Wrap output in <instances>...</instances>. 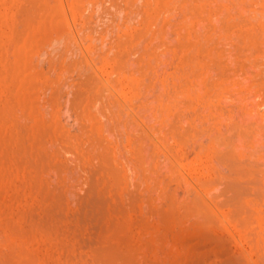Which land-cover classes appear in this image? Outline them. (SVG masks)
Segmentation results:
<instances>
[{"label":"rangeland","instance_id":"374dc122","mask_svg":"<svg viewBox=\"0 0 264 264\" xmlns=\"http://www.w3.org/2000/svg\"><path fill=\"white\" fill-rule=\"evenodd\" d=\"M181 1L182 3H179ZM209 1L0 0V264H107L106 256L110 255L108 253H111V257L118 259L117 262L120 260L124 264H264V188L261 189L258 186L260 190L256 189L257 192H253L259 184L264 187V168L260 167L263 175L261 171L258 172V175L261 174V176L256 175L260 182H257L256 177L251 178L257 182V185L253 180L252 184L249 182L251 180L248 182L243 180V185L249 188L247 192L251 190V193H245L249 195V197L245 196L246 199L250 198L249 202L244 199L247 202L246 205V202H243L245 212L244 209H241L243 206L236 208L238 205L237 201L235 205L234 200L237 199L229 185L231 182L226 185L227 181L233 177L231 175H234V166H227L231 162L229 160V163L226 164L227 160H223L222 155H218L221 157L219 159L220 157L212 154L217 151H211L213 146L210 149L207 147L211 140L214 143L213 136L223 134L219 132L225 131L224 135H226L232 129L233 134V130L237 127L235 122L242 124L243 121L242 127L244 124H248L245 123V119H249L251 112L247 118V112L244 111L246 108L242 109L241 106L243 100L245 102L249 100L245 107L250 105L254 110L258 104L256 110H264V46L262 45L264 38L258 37V35L262 37L258 31L264 30V10H261L264 7V0L263 2L261 0V5L256 4L254 0H242L241 2L240 0H238L239 2H236L237 0H227L229 2L222 0L225 5L220 2L221 0H215L216 3L214 0ZM211 2L215 4L211 5ZM217 2L222 3L225 7L218 6ZM235 2L237 4L245 3L243 4L244 9L242 10L240 5L239 9ZM184 3L186 6L183 5ZM190 5L194 6L197 11ZM252 5L255 9L261 8L259 10L262 11L263 16L260 15L262 21L257 16L260 11L256 13L254 9L256 16L253 14V10L250 11L252 13L247 11L252 8ZM262 5L263 7H261ZM217 6L221 7L220 12H225L226 18L229 20L222 18L225 16L224 13V16H219L216 19L219 14ZM198 8L201 9L198 10ZM204 8L206 9L204 14L207 11L209 15L206 19L201 16V19L200 15H203ZM222 8H226L224 9L226 11ZM228 8L236 13L231 14L232 11ZM194 12H200L199 17ZM249 13L252 15L247 19ZM189 15L191 17H188ZM147 16L150 18L147 19ZM209 16L210 18L213 16V19H209ZM243 16L245 17L243 18ZM233 17L238 21H234ZM253 17L256 19L253 20ZM257 17H259V21ZM231 19L232 22H230ZM204 20L205 22H203ZM148 21L151 23L150 27L147 24ZM253 21L256 27L253 24L252 28ZM192 22L194 23L192 24ZM259 22L262 23L259 24ZM227 24H230L231 28ZM196 30L198 31L196 32ZM206 30L208 33L203 36L205 38V35L207 37L209 35L211 38L213 35L211 38L213 41L210 39L211 43L206 40L207 38L204 41V38L201 37ZM243 31L244 35L241 34ZM221 32L222 34L219 35ZM262 33L264 36V31ZM245 35L248 36L247 39ZM235 37H238L237 41H235ZM240 37L242 41H239ZM229 38L234 40L233 43L228 41ZM214 39L218 43L221 42L219 48L217 47L218 43L214 47ZM223 40L226 42L224 43ZM169 42L173 45L174 50L171 48L172 51L170 48L167 51L165 47L164 43L168 45ZM212 43L213 46H211ZM250 43L252 44L251 48L249 47ZM253 44L254 48H252ZM231 45L233 47L243 46V48L238 49L237 47V55L234 56L236 48ZM255 45L256 47L262 46L263 50L259 51L260 47L255 48ZM248 47L250 51L242 52L238 58V52L241 53L243 49L248 50ZM181 48L184 49L181 50ZM207 48L209 50L213 48V50L208 53ZM252 49H258L259 57L254 54L255 50ZM151 51L156 55L150 54ZM246 53H250L251 57L256 55L255 57L259 60L251 58L250 55H248L250 59L247 58ZM206 60L208 62H204ZM195 61L202 63L199 64ZM142 62L144 65L147 63L149 65L144 66ZM150 63L154 65L151 66ZM220 67L225 69L220 70L222 69ZM202 68L209 74V78L206 73H203L204 70L201 71ZM191 70L192 72H190ZM195 73L198 75L196 76ZM218 79L219 81H217ZM239 79L242 82L240 84H238ZM190 82L194 84L189 87L187 85H190ZM196 82L199 83L200 90L196 86ZM257 84L258 86H256ZM260 84L261 87H259ZM184 85L187 87L184 88ZM192 86L196 90H194L195 88L191 89ZM95 87L97 89L94 91ZM227 88H230V91ZM232 89L234 92L231 91ZM90 90L91 92H89ZM177 92L184 94L181 96L184 100L179 97L181 103L177 99L180 107L177 106V101L175 104L176 109L180 108L182 109L180 113H184L183 120L180 114L182 122L178 119L179 110H176L177 118L174 116L176 112L170 110L171 105L173 110L175 102L173 100V103H170V96H176ZM241 93L243 97L240 96ZM159 95L164 100L162 103L168 102L165 104L170 105L168 110L175 112L173 115L175 119H172L174 118L173 113L166 111L167 109L165 110L164 107H162L164 111L161 110L160 106L164 103L158 104L160 103V101L157 102L160 100ZM190 97L193 101H190ZM174 99L176 100V98ZM183 101L184 107L182 106ZM186 101L187 103H185ZM249 102H253L254 105ZM157 104L158 108L154 109V105ZM251 108L249 111H252ZM158 109L164 114L167 113V118H170L167 119L165 114L163 121L162 113H158L159 111L153 113ZM256 110L252 112L255 117L257 116ZM261 111L255 122H258V119L264 120V111ZM254 112L256 114H253ZM155 113H158L157 116ZM208 116L211 120L213 119V122ZM220 118H224L223 121L221 120L222 123L218 120ZM172 120L175 121L177 127L181 125L184 128L178 127L177 133L174 129L176 126L173 127L175 123H171L174 122ZM184 120L187 123H184ZM250 120H254V118L250 116ZM225 121L234 123L233 127L229 128L232 123L230 125ZM255 122L249 121L250 127ZM213 124L216 128H212ZM240 124H237L238 129ZM189 125H191L190 130ZM218 127L220 130H217ZM252 128L254 129V127ZM174 131L177 134L174 135ZM204 131L208 132L204 133ZM231 132L228 133V137L233 136L231 137L233 139L237 134L234 136L231 135ZM219 135H216L215 139ZM224 135V139L228 138ZM257 141L254 142L256 145L253 143L252 146H259L256 149L260 150L262 154H258L259 152L257 153L250 145L252 149L248 145L244 147H246L245 149L248 147L251 153L242 146L243 149L238 147L237 152L233 154L236 156L238 153L237 158H232L236 161L235 165L241 164L244 167L247 164L250 166V163L253 165V162L260 165L261 160L258 158L261 155L262 158L264 157V143L260 142L262 145H258ZM220 142L218 141V144ZM198 144L200 145L198 146ZM235 147L237 146L235 145ZM214 149H216L215 146ZM238 150L242 154V151L245 150L244 154L240 156ZM252 153L259 155L257 156L258 160L253 161L252 158L256 156L253 154L254 157H252ZM216 158L218 159L216 160ZM145 160L147 161L145 162ZM238 160L239 162H237ZM256 161L260 162L256 163ZM263 163L261 162V165ZM156 166L157 168L161 167L157 169ZM153 167L154 169H152ZM218 168L223 171L220 169L218 171ZM220 172L226 175L229 173L228 176L231 177L227 178L230 180H226ZM151 176L153 177L151 178ZM234 181H237L238 185H242V182L239 183L240 180L234 179ZM252 185L254 186L253 191ZM225 187L227 188L225 189ZM232 195L235 196H233V200L231 199ZM192 196H196V198ZM252 197L253 200H251ZM227 199L233 201L234 205L230 201L228 204ZM198 202L202 203L199 205ZM200 206L205 210H201V208L198 210ZM235 211H240L241 214H236ZM253 234L254 236H252ZM254 242L255 244H253Z\"/></svg>","mask_w":264,"mask_h":264},{"label":"bare ground","instance_id":"6f19581e","mask_svg":"<svg viewBox=\"0 0 264 264\" xmlns=\"http://www.w3.org/2000/svg\"><path fill=\"white\" fill-rule=\"evenodd\" d=\"M54 1H55V0H54ZM79 1H80V0H79ZM85 1H86V0H85ZM89 1H90V0H89ZM183 1H184V0H183ZM208 1H209V0H208ZM217 1H218V0H217ZM226 1H227V0H226ZM229 1H230V0H229ZM229 1H227V2H229ZM233 1H235V0H233ZM233 1H232V2H233ZM241 1H242V0H240V2H241ZM245 1H248V0H245ZM252 1H253V0H252ZM254 1L256 2V4L258 3V5H261L262 2H263V0H262V2H261V0H260V1L258 0L259 2H258L257 0H254ZM59 2H60V1H59ZM119 2H120V1H119ZM119 2H118V3H119ZM129 2H130V1H129ZM209 2H210V1H209ZM214 2L216 3L215 0H214ZM214 2H213V3H214ZM220 2H222V0H221ZM227 2H226V4H227ZM236 2H239V1L237 0ZM236 2H235V3H236ZM20 3H22V2H20ZM50 3H51V2H50ZM60 3H62V2H60ZM80 3H81V2H80ZM102 3H103V2H102ZM104 3H105V2H104ZM106 3H107V2H106ZM112 3H113V2H112ZM114 3H115V2H114ZM179 3H182V1L179 2ZM206 3L209 5L208 2H206ZM211 3H212V2H211ZM213 3H212L211 5H213ZM215 3H214V4H215ZM217 3H218V2H217ZM222 3H224V2H222ZM222 3H218V6L221 5V6L223 7V6L225 5V3H224V5H223ZM251 3H252V2H251ZM47 4H48V3H47ZM51 4H52V3H51ZM92 4H93V3H92ZM119 4H120V3H119ZM126 4H127V2H126ZM192 4H193V3H192ZM232 4L234 5V2H233ZM236 4H237V3H236ZM241 4H242V3H240V4L238 3L237 5H238V6H239V5L242 6L241 9L243 10V9H244V5H243V4H245V3H243L242 5H241ZM263 4H264V3H263ZM24 5H25V4H24ZM28 5H30V4H28ZM33 5H34V4H33ZM41 5H42V3H41ZM58 5H59V4H58ZM83 5H84V4H83ZM105 5H106V4H105ZM183 5H185V3H184ZM227 5H228V4H227ZM230 5H231V4H230ZM35 6H36V5H35ZM44 6H46V5H44ZM56 6H57V5H56ZM81 6H82V5H81ZM91 6H93V5H91ZM113 6H114V5H113ZM178 6H180V5H178ZM185 6H186V5H185ZM185 6H183V7H185ZM190 6H191V5H190ZM215 6H216V5H215ZM218 6H217V8L219 9L218 12H219V14L221 13L222 15H219V14H218V16H216V19H217V17H219V16H220V17H221V16H224L223 13L225 14V16L222 17V18L225 19V18H226V13L223 12V11L220 12L221 7H218ZM228 6H229V5H228ZM235 6H236V5H235ZM240 6H239V9H240ZM24 7H25V6H24ZM33 7H34V6H33ZM58 7H59V6H58ZM122 7H123V6H122ZM191 7H192V6H191ZM196 7H197V6H196ZM224 7H225V6H224ZM231 7H232V6H231ZM231 7H230V8H231ZM236 7H237V6H236ZM245 7L247 8V5H246ZM257 7H258V6H257ZM261 7H263V5H262ZM29 8H30V7H29ZM34 8H36V7H34ZM71 8H72V7H71ZM139 8H140V7H139ZM149 8H150V7H148V9H149ZM154 8H155V7H154ZM192 8H194V6H193ZM207 8H208V7H207ZM211 8H212V7H211ZM248 8H249V6H248ZM252 8H253V9H252ZM252 8H250L251 10H250V9H247V11L250 12V11L253 10L252 12H253V14H254V13H255V11H254V9H255L254 5H252ZM259 8H260V7H259ZM259 8H256V9H255V10H256V13H258L257 11H260ZM47 9H48V8H47ZM77 9H78V8H77ZM115 9H116V7H115ZM115 9H114V10H115ZM142 9H143V8H142ZM180 9H181V8H180ZM182 9H183V8H182ZM194 9H195V8H194ZM199 9H201V8H198V10H199ZM213 9H214V7H213ZM224 9H226V8H224ZM224 9L222 8V10H224ZM228 9H229V8H228ZM260 9H261V8H260ZM26 10H27V9H26ZM62 10H63V9H62ZM150 10H151V8H150ZM150 10H149V11H150ZM177 10H178V9H177ZM187 10H188V9H187ZM190 10H192V9H190ZM190 10H189V11H190ZM195 10H196V9H195ZM195 10H194V11H195ZM204 10H206V9L204 8V9H203V12H202V11H201V12H202V14L205 15V16L200 15V18H201V16H202L203 19H206V18H207V15H209V14H208L207 11H205V14H204ZM207 10H209V9H207ZM216 10H217V9H216ZM229 10L232 11L231 9H229ZM261 10L263 11V10H264V7H263V9H261ZM33 11H34V10H33ZM81 11H82V10H81ZM96 11H97V10H96ZM196 11H197V10H196ZM224 11H226V10H224ZM262 11H260L261 14H260V12L257 14V16L260 17V19H261V17L264 15V14L262 15ZM97 12H98V11H97ZM104 12H105V11H104ZM116 12H117V11H116ZM140 12H141V11H140ZM147 12H148V11H147ZM154 12H155V11H154ZM157 12H158V11H157ZM162 12H163V11H162ZM206 12H207V14H206ZM209 12H210V11H209ZM216 12H217V11H216ZM218 12H217V13H218ZM245 12H246V10H245ZM248 12H246V13H248ZM252 12H250V13H252ZM28 13H29V12H28ZM30 13H31V12H30ZM34 13H35V12H34ZM65 13H67V12H65ZM150 13H151V12H150ZM179 13H180V12H179ZM181 13H182V12H181ZM189 13H191V12H189ZM194 13H195V12H194ZM196 13H197L198 15H197ZM196 13H195V15H196L197 17H199V13H200V12H199V13L196 12ZM232 13H236V12L233 10V11L231 12V14H232ZM239 13H240V12H239ZM250 13H249L247 19H249L250 16L252 15V14L250 15ZM69 14H70V13H69ZM75 14H76V13H75ZM118 14H119V13H118ZM130 14H131V13H130ZM139 14H140V13H139ZM158 14H159V13H158ZM158 14H157V15H158ZM165 14H166V13H165ZM182 14H183V13H182ZM229 14H230V13H229ZM81 15H82V14H81ZM89 15H90V13H89ZM116 15H117V14H116ZM141 15H142V14H141ZM148 15H149V14H148ZM152 15H153V14H152ZM152 15H151V16H152ZM157 15H156V16H157ZM161 15H162V13H161ZM186 15H188V14H186ZM190 15H192V14H190ZM190 15H189L188 17H191ZM195 15H194V16H195ZM213 15H214V14H213ZM239 15H240V14H239ZM239 15H238V16H239ZM254 15H255V14H254ZM254 15H253V16H254ZM260 15H262V16H260ZM35 16H36V15H35ZM91 16H92V15H91ZM93 16H94V15H93ZM110 16H111V15H110ZM113 16H114V15H113ZM117 16H118V15H117ZM121 16H122V15H121ZM143 16H144V15H143ZM156 16H155V17H156ZM162 16H163V15H162ZM177 16H178V14H177ZM180 16H181V15H180ZM182 16H183V15H182ZM214 16H215V15H214ZM227 16H228V14H227ZM234 16L237 17L236 15H234ZM255 16H256V15H255ZM40 17H41V16H40ZM75 17H76V16H75ZM82 17H83V16H82ZM115 17H116V16H115ZM119 17H120V16H119ZM164 17H165V16H164ZM184 17H185V16H184ZM197 17H195V18L197 19ZM211 17H212V18H210V16H209V19L212 20V19H213V16H211ZM240 17H241V16H240ZM244 17H245V16H243V18H244ZM259 17H257V19H258ZM31 18H32V17H31ZM70 18H71V17H70ZM90 18H91V17H90ZM93 18H94V17H93ZM93 18H92V19H93ZM116 18H117V17H116ZM120 18H121V17H120ZM148 18H150V17L147 16V19H148ZM192 18H193V17H192ZM202 18H201V19H202ZM230 18H232V17L230 16ZM238 18H239V17H237V19H238ZM251 18H252V17H251ZM33 19H35V18H33ZM66 19H67V17H66ZM92 19H91V20H92ZM132 19H133V17H132ZM152 19H153V18H152ZM152 19H150V20H152ZM172 19H174V18H172ZM177 19H178V18H177ZM179 19H180V18H179ZM179 19H178V20H179ZM182 19H184V18H182ZM182 19H181V20H182ZM190 19H191V18H190ZM201 19H200V20H201ZM209 19H208V20H209ZM219 19H220V18H219ZM226 19H228V18H226ZM237 19H235V20L238 21ZM255 19H256V18L253 17V20H255ZM263 19H264V18H263ZM36 20H37V19H36ZM50 20H51V19H50ZM67 20H68V19H67ZM109 20H110V19H109ZM135 20H137V19H135ZM144 20H145V19H144ZM159 20H160V19H159ZM170 20H171V19H170ZM174 20H176V19H174ZM181 20H180V21H181ZM186 20H187V19H186ZM200 20L198 21L199 23H200ZM228 20H229V19H228ZM233 20H234V17H233ZM235 20H234V21H235ZM239 20L241 21L240 18H239ZM23 21H24V20H23ZM61 21H62V20H61ZM142 21H143V20H142ZM154 21H155V20H154ZM154 21H153V22H154ZM209 21H210V20H209ZM244 21H245V19H244ZM247 21H248V20H247ZM258 21H259V19H258ZM258 21H255V22L258 23ZM261 21H262V19H261ZM54 22H55V21H54ZM64 22H65V21H64ZM67 22H68V21H67ZM87 22H88V21H87ZM115 22H116V21H115ZM124 22H125V21H124ZM130 22H131V21H130ZM134 22H135V21H134ZM150 22H152V21H150ZM158 22H159V21H158ZM176 22H177V21H176ZM185 22H186V21H185ZM185 22H184V23H185ZM187 22H188V21H187ZM201 22H202V21H201ZM203 22H205V20H204ZM216 22H217V21H216ZM230 22H232V19H231ZM230 22H229V23H230ZM242 22H243V21H242ZM249 22H250V21H249ZM251 22H252V21H251ZM47 23H48V22H47ZM51 23H52V22H51ZM181 23H182V21H181ZM193 23H194V22H192V24H193ZM208 23H209V22H208ZM208 23H205V24H208ZM220 23H222V22H220ZM223 23L225 24V21H224ZM227 23H228V22H227ZM236 23H237V22H236ZM236 23H235V25H236ZM257 23H256V24H257ZM260 23H262V22H259V24H260ZM263 23H264V21H263ZM62 24H63V23H62ZM67 24H68V23H67ZM110 24H111V23H110ZM115 24H116V23H115ZM147 24H149V27H150V24H151V23H149V21L147 22ZM173 24H174V23H173ZM179 24H180V23H179ZM210 24H211V23H210ZM253 24L255 25L254 21H253V23H252V28H253ZM259 24H258V26H259ZM30 25H31V24H30ZM123 25H124V24H123ZM145 25H146V24H145ZM161 25H162V24H161ZM168 25H169V24H168ZM182 25H184V24H182ZM185 25H186V23H185ZM199 25H200V24H199ZM199 25H198V26H199ZM212 25H213V24H212ZM227 25H228V27L231 28L230 24H227ZM235 25H234V26H235ZM245 25H246V22H245ZM249 25H250V24H249ZM262 25H263V24H262ZM75 26H77V25H75ZM125 26H127V25H125ZM142 26H143V25H142ZM147 26H148V25H147ZM158 26H159V24H158ZM169 26H170V25H169ZM188 26H190V25H188ZM204 26H205V25H204ZM237 26H238V25H237ZM260 26H261V25H260ZM34 27H35V26H34ZM36 27H37V26H36ZM70 27H71V26H70ZM107 27H108V26H107ZM116 27H117V26H116ZM123 27H124V26H123ZM159 27H160V26H159ZM167 27H168V26H167ZM171 27H172V26H171ZM180 27H181V26H180ZM180 27H179V28H180ZM182 27H183V26H182ZM201 27H202V26H201ZM217 27H218V26H217ZM224 27H225V25H224ZM240 27H241V26H240ZM247 27H248V26H247ZM255 27H256V25H255ZM255 27H254V28H255ZM263 27H264V25H263ZM40 28H41V27H40ZM68 28H69V27H68ZM130 28H131V27H130ZM142 28H143V27H142ZM146 28H147V27H146ZM175 28H176V27H175ZM177 28H178V27H177ZM179 28H178V29H179ZM204 28L207 29L206 27H204ZM222 28H223V27H222ZM37 29H38V28H37ZM77 29H78V28H77ZM101 29H102V28H101ZM112 29H113V28H112ZM140 29H141V28H140ZM173 29H174V28H173ZM195 29H196V28H195ZM208 29H209V26H208ZM214 29H215V27H214ZM216 29H217V28H216ZM226 29H227V28H225V30H226ZM232 29H233V27H232ZM235 29H236V27H235ZM258 29H259V28H258ZM70 30H71V29H70ZM117 30H118V29H117ZM142 30H143V29H142ZM147 30H148V29H147ZM157 30H158V27H157ZM161 30H162V29H161ZM176 30H177V29H176ZM193 30H194V29H193ZM199 30H200V29H199ZM247 30H248V29H247ZM254 30H255V29H254ZM18 31H19V30H18ZM75 31H76V30H75ZM78 31H79V30H78ZM103 31H104V30H103ZM108 31H109V30H108ZM114 31H115V30H114ZM154 31L157 32L156 29H154ZM179 31H180V30H179ZM184 31H185V30H184ZM197 31H198V30H196V32H197ZM209 31H210V30H209ZM220 31H221V30H220ZM231 31H233V30H231ZM240 31H242V30H240ZM261 31L263 32L264 30H261ZM40 32H41V31H40ZM81 32H82V31H81ZM124 32H125V31H124ZM155 32H154V33H155ZM172 32H173V31H172ZM186 32H188V31H186ZM212 32H214V31L212 30ZM212 32H211V33H212ZM222 32H223V31H222ZM222 32H221L219 35H221ZM226 32H228V31L226 30ZM235 32H237V31H235ZM247 32H248V31H247ZM249 32H251V31H249ZM262 32L258 31V33H259L262 37H260V36L257 34L258 37L261 38V39L264 38ZM101 33H102V32H101ZM105 33H106V32H105ZM113 33H114V32H113ZM130 33H131V32H130ZM142 33H143V32H142ZM146 33H147V32H146ZM207 33H208V31L206 30V32H204V33L202 34L201 37L204 38L203 35H204V34H207ZM228 33H229V32H228ZM232 33H233V32H232ZM239 33H240V32H239ZM242 33H243V34H242ZM64 34H66V33H64ZM132 34H133V33H132ZM149 34H150V33H149ZM174 34H175V33H174ZM185 34H186V33H185ZM187 34H188V33H187ZM187 34H186V35H187ZM190 34H191V33H190ZM213 34L215 35L216 32L213 33ZM217 34H218V30H217ZM225 34H226V33H225ZM233 34H234V33H233ZM233 34H232V35H233ZM241 34L244 35V31L241 32ZM241 34H240V35H241ZM139 35H140V34H139ZM145 35H146V34H145ZM176 35H177V34H176ZM193 35H194V34H193ZM198 35H199V34H198ZM219 35H217V36L219 37ZM229 35H230V33H229ZM255 35H256V34H255ZM17 36H18V35H17ZM167 36H168V35H167ZM180 36H181V34H180ZM199 36H200V35H199ZM212 36H213V35H212ZM212 36H211V38H213ZM234 36H235V35H234ZM152 37H153V36H152ZM183 37H184V36H183ZM208 37H209V35H208ZM208 37H207V35H205V38H207L206 40H209V42H210V39H211V38H210V37L208 38ZM227 37H228V36H227ZM245 37H246V39H247L248 36L245 35ZM250 37H251V34H250ZM167 38H168V37H167ZM192 38H193V37H192ZM205 38H204V41H205ZM221 38H222V37H221ZM225 38H226V37H225ZM232 38H233V37H232ZM232 38H231V39H232ZM236 38H238V37H235V41H237ZM254 38H255V37H254ZM256 38H257V37H256ZM137 39H138V38H137ZM162 39H163V38H162ZM168 39H169V38H168ZM196 39H197V38H196ZM231 39L229 38V40H228V39H227V40L230 41L231 43H233L232 41H234V40H231ZM233 39H234V38H233ZM240 39H241V40H239V39H238V40H239V41H242V38H241V37H240ZM249 39H251V38H249ZM252 39H253V37H252ZM176 40H177V39H176ZM193 40H194V39H193ZM211 40L213 41V39H211ZM218 40H219V39H218ZM244 40H245V39H244ZM257 40H259V39H257ZM257 40H256V42H257ZM150 41H151V40H150ZM150 41H149V42H150ZM160 41H161V40H160ZM169 41H170V40H169ZM202 41H203V39H202ZM212 41H211V42H212ZM214 41H215V42H213V43H214V47H215V45H216V43H218V41L216 42V39H214ZM221 41H222V40H221ZM223 41H224V40H223ZM245 41H246V40H245ZM263 41H264V39H263ZM211 42H210V43H211ZM225 42H226V40L224 41V43H225ZM250 42H252V40H250ZM138 43H139V42H138ZM174 43H175V42H174ZM177 43H178V40H177ZM182 43H184V42H182ZM205 43H206V42H205ZM213 43L211 44V46H213ZM220 43H221V42H220ZM220 43H218V46L216 45L218 48L220 47V46H219ZM224 43H223V44H224ZM231 43H229V44H231ZM235 43H236V42H235ZM248 43H249V42H248ZM146 44H147V43H146ZM156 44H157V43H156ZM164 44H165V47H166L167 51L169 50V48H170V50H171V48L173 47V45L170 44V42L168 43V45H172L171 47H170V46L167 47V46H168L167 43H164ZM189 44H191V43H189ZM193 44H194V43H193ZM208 44H209V43H208ZM208 44H207V45H208ZM161 45H162V44H161ZM178 45H179V44H178ZM183 45H184V44H183ZM186 45H187V43H186ZM201 45H202V44H201ZM201 45H200V46H201ZM224 45H225V44H224ZM224 45H223V46H224ZM232 45H233V44H232ZM232 45H231V47L234 46V45H233V46H232ZM251 45H252V44L250 43V45H249L250 48H251ZM256 45H257V43H256ZM256 45H255V48L260 47V48H259V51H260V50H263V47H262V46H257V47H256ZM262 45L264 46V43H263ZM140 46H141V44H140ZM148 46H149V45H148ZM187 46H188V45H187ZM193 46H194V45H193ZM246 46H247V45H246ZM150 47H151V46H150ZM162 47H163V46H162ZM174 47H176V46H174ZM207 47H208V46H207ZM209 47H210V45H209ZM209 47H208V48H209ZM237 47H238V49L243 48V46H242V47H241V46H237ZM237 47H236V46L233 47V48H236V50H234V51H235V53H234L235 55H234V56L237 55V51H238ZM239 47H240V48H239ZM249 47H248V48H249ZM143 48H146V47H143ZM148 48H149V47H148ZM177 48L179 49V47H177ZM185 48H188V47H185ZM204 48H205V46H204ZM208 48L206 49V51H208V53H210V52L213 50V48H212V50H209ZM226 48H227V47H226ZM229 48H230V47H228L227 49H229ZM245 48L247 49V47H245ZM250 48H249L248 50H244V49H243V50L241 51V53L238 52V56H237V57L239 58V57H240L239 55H241L242 52L244 53L245 51H246V52H247V51H250ZM252 48H254V44H253V47H252ZM150 49H152V48H150ZM178 49H177V50H178ZM183 49H184V48H183ZM183 49L181 48V50H183ZM191 49H193V48H191ZM194 49H195V48H194ZM197 49H198V48H197ZM215 49H217V48H215ZM220 49H221V48H220ZM220 49H219V50H220ZM144 50H145V49H144ZM172 50H174V49L172 48ZM172 50H171V51H172ZM204 50H205V49H204ZM204 50H203V51H204ZM219 50H218V51H219ZM224 50H225V49H224ZM224 50H223V51H224ZM252 50L254 51L255 49H252ZM252 50H251V51H252ZM257 50H258V49H257ZM257 50L254 51V52H255L254 54H257V57H259L258 54H260V52L257 51ZM175 51H176V50H175ZM179 51H180V50H179ZM188 51H189V50H188ZM191 51H192V50H191ZM191 51H190V52H191ZM195 51H196V50H195ZM200 51H201V50H200ZM200 51H199V52H200ZM220 51H221V50H220ZM223 51H222V52H223ZM263 51H264V50H263ZM263 51H262V52H263ZM147 52H150V51L147 50ZM152 53H154V52L151 51L150 54H152ZM168 53H169V52H168ZM183 53H184V52H183ZM193 53H194V52H193ZM200 53H201V52H200ZM215 53H216V52H215ZM250 53H252V52H250ZM250 53H249V54L246 53L247 58H249L248 55H250ZM150 54H149V56H150ZM154 54H155V53H154ZM173 54H174V53H173ZM176 54H177V53H176ZM184 54L186 55V53H184ZM188 54H189V53H188ZM201 54H203V53H201ZM217 54H218V53H217ZM147 55H148V54H147ZM155 55H156V54H155ZM205 55H206V57H207V54H206V53H205ZM168 56H169V55H168ZM183 56H184V55H183ZM208 56H209V55H208ZM234 56H232V57H234ZM246 56H244V57L246 58ZM255 56H256V55H255ZM255 56H254V57H251V55H250L251 58H253V59H255V58L258 59V58L255 57ZM147 57H148V56H147ZM153 57H154V56H153ZM184 57H185V56H184ZM184 57H183V60H184ZM194 57H195V56H194ZM242 57H243V56H242ZM262 57H263V56H262ZM149 58H150V57H149ZM161 58H162V57H161ZM165 58H166V57H165ZM185 58H187V57H185ZM209 58H210V57H209ZM211 58H212V57H211ZM263 58H264V57H263ZM156 59H157V58H156ZM158 59H159V58H158ZM212 59H213V58H212ZM227 59H228V58H227ZM249 59H250V58H249ZM159 60H160V59H159ZM166 60H167V59H166ZM198 60H199V59H198ZM234 60H235V59H234ZM238 60H239V59H238ZM251 60H252V59H251ZM258 60H259V59H258ZM260 60H261V59H260ZM157 61H158V60H157ZM163 61H164V60H163ZM169 61H170V60H169ZM175 61H176V60H175ZM196 61H197V60H196ZM196 61H195V62H196ZM201 61H202V59H201ZM211 61H212V60H211ZM220 61H221V60H220ZM224 61H225V60H224ZM235 61H236V60H235ZM138 62H139V61H138ZM145 62H146V61H145ZM153 62H154V61H153ZM195 62H194V64H195ZM204 62H208V61L206 60V61H204ZM253 62H254V60H253ZM256 62H257V61H256ZM258 62H260V61H258ZM261 62H262V61H261ZM142 63H143V65H144V62H142ZM161 63H162V62H161ZM181 63H183V62L181 61ZM185 63H186V60H185ZM192 63H193V61H192ZM196 63H199V62H196ZM201 63H202V62H201ZM201 63H199V64H201ZM213 63H214V62H213ZM224 63H226V62H224ZM235 63H236V62H235ZM147 64L149 65V63H147ZM147 64H145L144 66H146ZM150 64H151V66L154 65V64L152 65V63H150ZM204 64H205V63H204ZM208 64H210V63H208ZM208 64H207V65H208ZM214 64H215V63H214ZM221 64H222V63H221ZM236 64H237V63H236ZM236 64H235V65H236ZM240 64H241V63H240ZM240 64H239V66H240ZM262 64H263V63H262ZM157 65H158V64H157ZM175 65L177 66V63H176ZM182 65H183V64H182ZM187 65H188V61H187ZM192 65H193V64H192ZM195 65H196V64H195ZM197 65H198V64H197ZM216 65H217V64H216ZM223 65H224V64H223ZM244 65H245V64H244ZM141 66H142V64H141ZM160 66H161V65H160ZM163 66H164V65H163ZM180 66H181V65H180ZM208 66H209V65H208ZM208 66H207V67H208ZM212 66H213V65H212ZM224 66H225V65H224ZM142 67H143V66H142ZM200 67H201V66H200ZM222 67H223V66H222ZM222 67H220V68H222ZM149 68H150V67H149ZM155 68H156V67H155ZM196 68H197V66H196ZM216 68H217V67H216ZM159 69H160V68H159ZM175 69H177V68H175ZM178 69H179V68H178ZM206 69H207V68H206ZM209 69H210V67H209ZM223 69H225V68H222V69H220V70H223ZM247 69H248V68H247ZM247 69H246V70H247ZM181 70H183V69H181ZM203 70H204V69L202 68L201 71H203ZM218 70H219V68H218ZM248 70H249V69H248ZM177 72H178V71H177ZM190 72H192V70H191ZM215 72H218V71H215ZM222 72H223V71H222ZM245 72H246V71H245ZM247 72H248V71H247ZM158 73H159V72H158ZM161 73H163V72H161ZM166 73H167V72H166ZM171 73H172V72H171ZM198 73H199V72H198ZM203 73L205 74L206 71L204 70ZM257 73H258V72H257ZM261 73H262V72H261ZM195 74H196V73H195ZM195 74H194V75H195ZM206 74H207V77L209 78V74H208V73H206ZM214 74H215V73H214ZM236 74H237V73H236ZM251 74H252V73H251ZM145 75H146V74H145ZM159 75H160V74H159ZM169 75H170V74H169ZM185 75H186V74H185ZM197 75H198V74H196V76H197ZM242 75H243V74H242ZM260 75H261V74H260ZM162 76H163V75H162ZM164 76H165V75H164ZM171 76H172V75H171ZM191 76H192V75H191ZM196 76H195V77H196ZM203 76H204V75H203ZM205 76H206V75H205ZM236 76H237V75H236ZM153 77H154V76H153ZM167 77H168V76H167ZM223 77H224V76H223ZM225 77H226V76H225ZM247 77H248V76H247ZM148 78H149V77H148ZM168 78H169V77H168ZM171 78H172V77H171ZM179 78H180V77H179ZM179 78H178V79H179ZM184 78H185V76H184ZM204 78H206V77H204ZM220 78H221V77H220ZM228 78H229V77H228ZM250 78H251V77H250ZM143 79H144V78H143ZM166 79H167V78H166ZM172 79H173V78H172ZM175 79H176V78H175ZM206 79H207V78H206ZM206 79H204V80H206ZM211 79H212V78H211ZM222 79H223V78H222ZM245 79H246V78H245ZM148 80H149V79H148ZM161 80H162V79H161ZM175 81H176V80H175ZM189 81H192V80L189 79ZM217 81H219V79H218ZM217 81L215 82L216 85H217ZM253 81H254V80H253ZM148 82H149V81H148ZM153 82H154V81H153ZM158 82H159V81H158ZM179 82H180V81H179ZM208 82H210V81H208ZM220 82H221V80H220ZM222 82H224V80H222ZM240 82H241V81H240V79H239L238 84H240ZM246 82H247V81H246ZM248 82H250V81H248ZM161 83H162V82H161ZM184 83H185V82H184ZM190 83H191V82H190ZM232 83H233V81H232ZM235 83H237V82H235ZM241 83H242V82H241ZM243 83H244V82H243ZM251 83H252V82H251ZM256 83H257V81H256ZM258 83H259V82H258ZM175 84H176V83H175ZM177 84H178V83H177ZM187 84H188V83H187ZM193 84H194V83H191L190 85H187V86L190 87V86L193 85ZM196 84H197V82H196ZM196 84H195V85H196ZM198 84H199V83H198ZM198 84H197L196 86H198V87H199V90H200V86H199ZM212 84H213V83H212ZM224 84H225V83H224ZM238 84H236V85H238ZM157 85H159V84H157ZM162 85H163V84H162ZM178 85L180 86V84H178ZM195 85H194V86H195ZM229 85H230V84H229ZM236 85H235V86H236ZM241 85H242V84H241ZM241 85H239V86H241ZM248 85H249V83H248ZM252 85H253V84H252ZM147 86H148V85H147ZM151 86H152V85H151ZM155 86H156V85H155ZM176 86H177V85H176ZM187 86L184 85V88L187 87ZM219 86H220V85H219ZM223 86H224V85H223ZM223 86H222V88L225 87V86H224V87H223ZM226 86H227V85H226ZM243 86H244V85H243ZM246 86H247V83H246ZM250 86H251V84H250ZM250 86H249V87H250ZM256 86H258V84H257ZM85 87H86V86H85ZM177 87H178V86H177ZM198 87H197V89H198ZM214 87H215V85H214ZM229 87H230V86H229ZM247 87H248V86H247ZM251 87H252V86H251ZM254 87H255V83H254ZM254 87H252V88H254ZM259 87H261V84H260ZM145 88H146V87H145ZM162 88H163V87H162ZM173 88H174V87H173ZM173 88H172V89H173ZM194 88H195V87H194ZM194 88H193V86H192L191 89H194ZM212 88H213V87H212ZM235 88H236V87H235ZM237 88H238V87H237ZM240 88H241V87H240ZM243 88H246V87H243ZM252 88H251V89H252ZM95 89H97V88L95 87V88H94V91H95ZM141 89H143V88H141ZM141 89H140V90H141ZM167 89H168V88H167ZM167 89H166V90H167ZM174 89H175V88H174ZM174 89H173V91H174ZM201 89H202V88H201ZM227 89L229 90L230 88H227ZM233 89H234V88H233ZM233 89H232L231 91H233ZM258 89H260V88H258ZM140 90H139V91H140ZM166 90H165V91H166ZM177 90H178V88H177ZM177 90H176V91H177ZM194 90H196V88H195ZM194 90H192V91H194ZM211 90L213 91L214 89H211ZM225 90H226V88H225ZM228 90H227V91H228ZM240 90H242V89H240ZM246 90H247V89H246ZM246 90H245V91H246ZM256 90H257V89H256ZM97 91H98V90H97ZM99 91H100V89H99ZM142 91H144V89H143ZM163 91H164V90H163ZM170 91H171V90H170ZM173 91H172V92H173ZM179 91H181V90H179ZM229 91H230V90H229ZM236 91H237V89H236ZM247 91H248V90H247ZM260 91H261V90H260ZM89 92H91V90H90ZM172 92H171V94H172ZM174 92H175V91H174ZM196 92H197V91H196ZM196 92H195V94H196ZM215 92L217 93V91H215ZM215 92H214V93H215ZM218 92H219V91H218ZM224 92H225V91H224ZM233 92H234V91H233ZM237 92H238V91H237ZM165 93H166V92H165ZM177 93H178V92H177ZM191 93H193V92H191ZM197 93H198V92H197ZM199 93H202V92H199ZM205 93H206V92H205ZM221 93H222V92H221ZM228 93H229V92H228ZM231 93H232V92H231ZM98 94H99V93H98ZM140 94H141V92H140ZM150 94H151V93H150ZM180 94H182V95H180ZM206 94H207V93H206ZM206 94H204V95H206ZM219 94H220V93H219ZM219 94H218V96H219ZM236 94H237V93H236ZM175 95H176V96H174V95L170 96L169 93H168V96L171 97L170 100L172 101V102L170 101V103L172 104V103H173V100L175 101V102H174V106H173V110H172V105H171V106H170V105H168V106L166 105V104H168V102H167V103H166V102H163L164 104L162 103V101H164V100H163V98H161L160 95L158 96V97H160V100H157V99H156V100H157V102L160 101V103H158V104H160V105L163 104L162 106L159 105L160 108H161V110L164 111V108H165V110L167 109L166 111H168V112H170V113H173V112H171V111H175L176 114H175V112H174V113L172 114V116L175 114L174 116H175L176 118H177V113H178L177 111L179 110V114H178L179 116H178V119H180V114H181V119H182V116H183V114H184V113H183V114L180 113V112H182V109H180V108H179V109H176V108H177V106L180 107V106H179V104L181 103L180 98L183 99V97H181V96H183L184 94L181 93V92H179L178 94L175 93ZM185 95H186V97H187V94H185ZM188 95H189V94H188ZM191 95H192V94H191ZM202 95H203V94H202ZM220 95H221V94H220ZM241 95H242V96H241ZM244 95H245V94H244ZM246 95H247V94H246ZM249 95H250V94H249ZM162 96H163V94H162ZM173 96H174V98H176V100H175L174 98L172 99ZM177 96H178V97H177ZM194 96H195V95H194ZM214 96L216 97L217 95H214ZM223 96H224V95H223ZM240 96L243 97V94L241 93ZM164 97H166V96L164 95ZM170 97H169V98H170ZM179 97H180V98H179ZM191 97H193V96H191ZM191 97H190V101H193V100L191 99ZM206 97H207V96H206ZM229 97H230V96H229ZM238 97H239V96H238ZM259 97H260V96H259ZM184 98H185V96H184ZM199 98H200V96H199ZM202 98H203V97H202ZM211 98H212V97H211ZM227 98H228V97H227ZM227 98H226V99H227ZM244 98H245V97H244ZM244 98H240V99H244ZM246 98L248 99V97H246ZM251 98H252V97H251ZM158 99H159V98H158ZM161 99H162V100H161ZM177 99L180 100V103L178 102L179 100H177ZM186 99H187V98H186ZM186 99H185V100H186ZM207 99H208V98H207ZM260 99H261V98H260ZM110 100H111V99H110ZM183 100H184V99H183ZM187 100H188V99H187ZM209 100H210V99H209ZM220 100H221V99H220ZM252 100H253V99H252ZM254 100H255V99H254ZM176 101H177L178 103H177ZM188 101H189V100H188ZM194 101H195V99H194ZM198 101H199V100H198ZM204 101H205V100H204ZM240 101H242V100H240ZM243 101H244V102H243ZM243 101H242L243 103H241V104H242L241 106H242V109H244V108L247 109V111H246V109H244L245 113L247 112V118H248V114H249L250 112H251V115H250V116H252V117L254 118V120H250V116H249V119H248V120L251 121V122H253V121L255 122V120L257 119L256 117L258 116V114H259L260 111H261V110H260V111H259V110H256V108L258 107V106H257L258 104L256 105V108L254 109V110H256L255 112H256L257 114H256L255 112L253 113V114H256V115H257V116L255 117V115H252V112L254 111L253 108H251L250 105H249V106L247 105L248 108L245 107L246 104H248V101H249V100L246 101V102H245V100H243ZM110 102H111V101H110ZM112 102H113V101H112ZM154 102H155V100H154ZM207 102H209V101H207ZM207 102H206V106H207ZM219 102H220V101H219ZM253 102H255V101H253ZM253 102H251V103L253 104ZM165 103H166V104H165ZM170 103H169V104H170ZM176 103H177V106H175ZM185 103H187V101H186ZM191 103H193V102H191ZM202 103H203V101H202ZM210 103H211V102H210ZM210 103H209V104H210ZM212 103H213V102H212ZM249 103H250V102H249ZM251 103H250V104H251ZM258 103H259V102H258ZM104 104H105V103H104ZM106 104H107V103H106ZM109 104H110V103H109ZM138 104H140V103H138ZM158 104H157L156 106L154 105V107H155L154 109H156V107L158 108ZM182 104H183L182 106L184 107V101L182 102ZM188 104H190V103L188 102ZM188 104H186V105L189 107ZM216 104H217V103H216ZM220 104H221V103H220ZM243 104H244V105H243ZM111 105H112V104H111ZM165 105H166V106H165ZM224 105H225V104H224ZM235 105H236V104H235ZM238 105H239V104H238ZM253 105H254V104H253ZM261 105H262V104H261ZM141 106H142V105H141ZM150 106H152V105H150ZM169 106H170L171 108H170ZM187 106H185V108H186ZM199 106H200V105H199ZM201 106H202V104H201ZM217 106H218V105H217ZM241 106H239V107H241ZM144 107H145V106H144ZM162 107H164V108H162ZM167 107H168V108H167ZM191 107H192V105H191ZM191 107H190V108H191ZM193 107H194V105H193ZM208 107H209V106H208ZM208 107H207V108H208ZM215 107H216V106H215ZM221 107L227 108V107H225V106H221ZM243 107H244V108H243ZM149 108H151V107H149ZM169 108H170L171 111L168 110ZM174 108H175V110H174ZM181 108H182V107H181ZM197 108H198V107H197ZM209 108H210V107H209ZM209 108H208V110H209ZM250 108L252 109V111H249ZM151 109H152V108H151ZM186 109H187V108H186ZM202 109H203V108H202ZM235 109H236V108H235ZM237 109H238V108H237ZM141 110H142V109H141ZM176 110H177V111H176ZM187 110H188V109H187ZM205 110H206V109H205ZM228 110H229V109H228ZM228 110H227V111H228ZM232 110H234V109H232ZM149 111H150V110H149ZM151 111H153V110H151ZM158 111H159V112H158ZM166 111H165V112H166ZM213 111H214V110H213ZM216 111H217V110H216ZM218 111H219V110H218ZM248 111H249V112H248ZM258 111H259V113H258ZM263 111H264V110H263ZM263 111H261V112H263ZM154 112H158V113H160V114L162 113V111L160 112L159 109H158V110H154L153 113H154ZM186 112H189V111H186ZM195 112H196V111H195ZM198 112H199V111H198ZM211 112H212V111H211ZM231 112L233 113V111H231ZM231 112H230V113H231ZM145 113H146V112H145ZM158 113H157V114H158ZM200 113H201V112H200ZM212 113H213V112H212ZM217 113H218V112H217ZM220 113H221V112H220ZM226 113H227V112H226ZM230 113H229V115H230ZM232 113H231V115H232ZM236 113H237V112H236ZM242 113H244V112L242 111ZM245 113H244V115H245ZM140 114H141V113H140ZM155 114H156V113H155ZM155 114H154V115H155ZM157 114H156L155 116H157ZM165 114H166V115H165ZM165 114H164V112L161 114V115H163V116H162V120H163V121H164V119H165V118L163 119V117L166 116V118H167V116H168L167 113H165ZM202 114H203V113H202ZM260 114H261V113H260ZM260 114H259V115H260ZM164 115H165V116H164ZM192 115H193V114H192ZM192 115H191V116H192ZM217 115H218V114H217ZM226 115H228V113H227ZM231 115H230V116H231ZM235 115H236V114H235ZM146 116H147V114H146ZM158 116H159V115H158ZM169 116H170V115H169ZM174 116H173V117H174ZM186 116H187V115H186ZM193 116H194V115H193ZM233 116H234V115H233ZM263 116H264V115H263ZM142 117H143V116H142ZM148 117H149V116H148ZM148 117H147V118H148ZM159 117H161V116H159ZM175 117L172 118V119H175ZM184 117H185V116H184ZM202 117H203V116H202ZM204 117H205V116H204ZM208 117H209V119H210V116H208ZM224 117H225V116H224ZM241 117H242V116H241ZM259 117H260V116H259ZM149 118H150V117H149ZM169 118H170V117H169ZM169 118H167V119H169ZM193 118H194V117H193ZM211 118H212V115H211ZM261 118H263V117H261ZM167 119H166V121H167ZM181 119H180V122H182V120H183V119H182V120H181ZM185 119H186V118H185ZM187 119L190 120V118H187ZM201 119H202V118H201ZM223 119H224V118H222V119L220 118V119H218V120H220V121L222 120V121H223ZM235 119H236V118H235ZM251 119H252V118H251ZM263 119H264V118H263ZM155 120H157V119H155ZM160 120H161V119H160ZM160 120H159V121H160ZM196 120H197V119H196ZM207 120H208V118H207ZM212 120H213V119H212ZM212 120L210 119V121H212ZM214 120H215V119H214ZM229 120H230V119H229ZM233 120H234V119H233ZM233 120H232V121H233ZM241 120H242V119H241ZM243 120H244V119H243ZM248 120L245 119V121H246L245 123H248L247 125L244 124V127H246V128L242 127V126H243V121H242V124H240V122H239V123H238V122H235V126H237V127H236V128L234 127V128L238 131V132H237V131L233 128V129L236 131V133H235V131L233 130V132H234L235 134H234V133L232 134V132H231L232 129L229 130V131L231 132V135H234V136H235L236 134L238 135V136L236 135V137H235V138H237V139H235V138L231 139V137H233V136H231V135H230L231 137H228V135H229L228 133H230V132L226 129V131H228V133H227L226 135H224V132H225V131H224V132H219V133H223V134H220V135L214 133V134H216V135H219V136H217V137H218V138L220 137L221 139L219 140L218 138H216V139H218V140L216 141V139H215V136H216V135H215V136H213V137H214V140H215V141H214L215 144L213 143V140H211V143H210L211 146L209 147L210 144L207 146L209 149L213 146V148H211V151H213V152L216 151V150H217V151H216V153L214 152V153H212V154H215L217 157H218V155H222V156H223V160H227V163H226V164H228L229 162H231V163H229L227 166H234V168H235V169L233 170V171H234V175H231V176H233V177L228 176L229 173L226 175V174H223V172H220V174L222 173V174L224 175V177H225L226 180L228 179L227 177H229V178L231 177V178H230L231 180L228 179V180H230V181H227V183H226V180H225V183H226V185H227L228 182H231L229 185H230L231 190H232V192L234 193V195L236 196V199H237V200H234V201H235V205H236V201H237V205H238V207L236 206V208H240V207H242V206H243V202L245 201L244 199H246L245 196H248V197H249V195H246V194H247V193H248V194L251 193V190H250V192H247V190H248L249 188H248V186L243 185V183H244L243 180H246V182H248V180H251V178L256 177V179H257L258 176H261L260 173H259L260 175H258V172H260V171L262 172L261 169L264 168V165H263V164H264V163H263V162H264V161H263V160H264V157L262 158V157H261L262 155L259 156L258 154H260L261 152H260V150L258 151V150L256 149V148H259V146H257V147H256V146H252L253 143H254V142L256 143L257 140H258V141H257V144H258V145H262V143H264V139H263V138H264V122H263L264 120L260 121L261 119H260V120L258 119V122H259V121L261 122V123H260V122L258 123L257 121L255 122V124L258 123V124H257L258 126L255 125V124L253 123L256 127H255L254 125L250 127V125H249V121H248ZM141 121H142V120H141ZM146 121H148V120H146ZM168 121H169V120H168ZM172 121H174V120H172ZM176 121H177V120H176ZM193 121H194V120H193ZM193 121H192V123H194ZM201 121H202V120H201ZM215 121H216V120H215ZM220 121H218V122L220 123ZM222 121H221V123H222ZM239 121H240V120H239ZM177 122H178V121H177ZM197 122H198V121H197ZM203 122H204V120H203ZM207 122H208V121H207ZM212 122H213V121H212ZM225 122H226V121H225ZM149 123H150V122H149ZM153 123H154V121H153ZM160 123H163V122H160ZM164 123H165V122H164ZM168 123H169V122H168ZM171 123H175V121H174V122H171ZM184 123H187V122L184 120ZM188 123H190V121H188ZM214 123L216 124V122H214ZM223 123H224V122H223ZM226 123H228V122H226ZM231 123H232V122H231ZM231 123H228V124L231 125ZM195 124H196V122H195ZM206 124H207V123H206ZM215 124H213L212 128H216ZM224 124H225V123H224ZM228 124H227V125H228ZM233 124H234V123H232V125H231L229 128H232V127H233ZM237 124H240L241 126H240V125H239V126H240L242 129H241L240 127H239V129H238V125H237ZM163 125H164V124H163ZM168 125H169V124H168ZM171 125H172V124H171ZM174 125L176 126V128H174L175 131H176V129H177L178 127H181V125H179V126L177 127V124H176V123L173 124V127H174ZM182 125H183V124H182ZM187 125H188V124H187ZM193 125H194V124H193ZM193 125H192V126H193ZM198 125H199V124H198ZM201 125H202V124H201ZM204 125H205V123H204ZM211 125H212V123H211ZM211 125H210V126H211ZM216 125H217V124H216ZM245 125H246V126H245ZM190 126H191V125H189V130H190V128H191ZM194 126H195V125H194ZM194 126H193V127H194ZM196 126H197V125H196ZM199 126H200V125H199ZM202 126H203V125H202ZM214 126H215V127H214ZM218 126H219V124H218ZM247 126L250 127V130H248V127H247ZM163 127H164V126H163ZM208 127H209V125H208ZM226 127H227V126H226ZM252 127H254V129H253ZM161 128H162V127H161ZM181 128H184V126L181 127ZM203 128H204V127H203ZM209 128H210V127H209ZM209 128H208V129H209ZM143 129H144V128H143ZM174 129H173V130H174ZM195 129H196V128H195ZM197 129H199V128H197ZM201 129H202V128H201ZM210 129H211V128H210ZM193 130H194V129H193ZM193 130H192V131H193ZM204 130H205V129H204ZM206 130H207V127H206ZM211 130H212V129H211ZM217 130H220V128L218 127ZM87 131H88V130H87ZM141 131H142V130H141ZM143 131H144V130H143ZM175 131H174V132H175ZM180 131H181V130H180ZM202 131H203V130H202ZM202 131H200V132L202 133ZM221 131H222V130H221ZM144 132H146V130H145ZM154 132H155V131H154ZM162 132H163V131H162ZM174 132H173L174 135L178 133L177 131H176L177 133H176V132L174 133ZM194 132H195V131H194ZM196 132H197V131H196ZM205 132H208V131H204V133H205ZM215 132H217V131L215 130ZM86 133H87V132H86ZM197 133H199V132H197ZM204 133H203V134H204ZM217 133H218V132H217ZM225 133H226V132H225ZM146 134H147V133H146ZM155 134H156V133H155ZM190 134L192 135V132H191ZM193 134H194V133H193ZM195 134H196V133H195ZM195 134H194V135H195ZM207 134H208V133H207ZM141 135H142V134H141ZM201 135H202V134H201ZM212 135H213V134H212ZM223 135H224V137L226 136V137H228V138H225V139H224V138H223ZM258 135H259V136H258ZM142 136L145 137L144 135H142ZM196 136H197V135H196ZM208 136H209V135H208ZM210 136H211V135H210ZM139 137H140V136H139ZM171 137H172V136H171ZM190 137H192V136H190ZM193 137H194V136H193ZM213 137H212V138H213ZM255 137H256V138H255ZM80 138H81V137H80ZM140 138H141V137H140ZM194 138H195V137H194ZM194 138H192V139H194ZM141 139H142V138H141ZM169 139H170V138H169ZM206 139H207V138H206ZM222 139H224V140H222ZM255 139H256V140H255ZM76 140H77V139H76ZM170 140H171V139H170ZM175 140H176V138H175ZM178 140H179V139H178ZM189 140H190V139H189ZM198 140H199V139H198ZM235 140H237V141H236L237 143L235 142ZM261 140H262V141H261ZM141 141H142V140H141ZM218 141H219V142H220V141L222 142V143L220 142V143L222 144V147H221V144H220V143L218 144ZM144 142H145V141H144ZM153 142H154V141H153ZM258 142H259V143L262 142V143L259 144ZM91 143H92V142H91ZM154 143H156V142H154ZM154 143H153V144H154ZM162 143H163V142H162ZM170 143H171V142H170ZM186 143H188V142H186ZM194 143H195V142H194ZM208 143H209V142H208ZM212 143H213V145H212ZM223 143H224V144H223ZM255 143H254V145H256ZM95 144H96V143H95ZM141 144H142V143H141ZM156 144H157V143H156ZM142 145L144 146V144H142ZM175 145H176V143H175ZM180 145H181V143H180ZM199 145H200V144H198V146H199ZM203 145H204V144H203ZM203 145H202V146H203ZM235 145H236L237 147H235ZM247 145H248V146L250 145V146L254 147L253 149H254L257 153L259 152L258 154L252 153V154H251L252 157H254L253 154H255V156H256V157H255L256 159H255V158H252V159H253V161H254V160H258V159L261 160V162L263 163V164H262L263 166L261 165V162H260V161H258V162H260V163H259V164H260L259 166L256 165V164H254V162L252 163L253 165H251V163H250V166L247 164V166L245 165L244 167H243L241 164H239L238 166H237V164H236V165L234 164V163H236V161L233 160L232 158H234V159L237 158V154H238V153L236 154V156L233 155V154H235V152H237L236 149H238V147L242 148V147L247 146ZM98 146H99V145H98ZM164 146H165V144H164ZM176 146H177V145H176ZM176 146H175V147H176ZM196 146H197V145H196ZM204 146H206V145H204ZM214 146H215L216 149H214ZM230 146H231V147H230ZM241 146H242V147H241ZM250 146H249V147H250ZM96 147H97V146H96ZM100 147H101V146H100ZM166 147H167V146H166ZM169 147H170V146H169ZM223 147H225V148H223ZM226 147H230V148L227 149ZM233 147H235V148H233ZM263 147H264V146H263ZM263 147H262V148H263ZM92 148H93V147H92ZM105 148H106V147H105ZM153 148H154V147H153ZM200 148H201V146H200ZM204 148H205V147H204ZM245 148H246V147H244V149H245ZM250 148H251V147H250ZM170 149H171V147H170ZM233 149H234L235 151H234ZM242 149H243V148H242ZM251 149H252V148H251ZM260 149H261V148H260ZM263 149H264V148H263ZM151 150H153V149H151ZM239 150H241V149H239ZM239 150H238V152H239V155H240V156L244 154V151H245V150H248V151L250 152V149H249L248 147H247V149H245L244 151H242L243 154H242L241 151H239ZM254 150H253V151H254ZM100 151H101V150H100ZM145 151H146V150H145ZM148 151H149V150H148ZM154 151H155V149H154ZM201 151H202V150H201ZM248 151H247V152H248ZM251 151H252V150H251ZM255 151H254V152H255ZM261 151H262V150H261ZM263 151H264V150H263ZM104 152H105V151H104ZM218 152H220V153L218 154ZM147 153H148V152H147ZM176 153H177V151H176ZM250 153H251V152H250ZM171 154H172V152H171ZM204 154H205V153H204ZM261 154H262V153H261ZM143 155H144V154H143ZM145 155H146V154H145ZM158 155H159V154H158ZM177 155H178V154H177ZM193 155H194V154H193ZM202 155H203V154H202ZM239 155H238V156H239ZM245 155H246V154H245ZM245 155H244V157H245ZM263 155H264V152H263ZM162 156H163V154H162ZM178 156H179V155H178ZM198 156H200V155H198ZM248 156H249V155H248ZM257 156H259L258 159H257ZM148 157H149V155H148ZM153 157H154V155H153ZM211 157H212V156H211ZM214 157H215V156H214ZM219 157H220V156H219ZM219 157H218V158H219ZM260 157H261V158H260ZM156 158H157V157H156ZM191 158H192V157H191ZM218 158H216V160H217ZM225 158H226V159H225ZM138 159H139V158H138ZM147 159H148V158H147ZM150 159H151V158H150ZM153 159H155V158H153ZM153 159H152V160H153ZM158 159H159V158H158ZM219 159H221V157H220ZM252 159H251V160H252ZM155 160H156V159H155ZM166 160H167V159H166ZM186 160H187V159H186ZM190 160H191V159H190ZM229 160H230V161H229ZM140 161H142V160L140 159ZM146 161H147V160H145V162H146ZM181 161H182V160H181ZM183 161H184V160H183ZM211 161L213 162L212 159H211ZM220 161H222V160H220ZM228 161H229V162H228ZM246 161H247V160H246ZM158 162H159V161H158ZM169 162H170V161H169ZM217 162L219 163V161H217ZM237 162H239V160H238ZM247 162H248V161H247ZM258 162L256 161V163H258ZM152 163H153V162H152ZM183 163H184V162H183ZM213 163H214V162H213ZM241 163H242V162H241ZM143 164H144V163H143ZM211 164H212V163H211ZM211 164H210V165H211ZM216 164H217V163H216ZM222 164H223V163H222ZM224 164H225V163H224ZM230 164H232V165H230ZM243 164H244V163H243ZM147 165H148V164H147ZM150 165H151V163H150ZM156 165H157V164H156ZM161 165H162V164H161ZM166 165H168V164L166 163ZM187 165H188V164H187ZM212 165H213V164H212ZM240 165H241L242 167H241ZM158 166H159V164H158ZM188 166H189V165H188ZM213 166H214V165H213ZM160 167H161V166H160ZM160 167H158V168L160 169ZM162 167H163V166H162ZM175 167H176V166H175ZM220 167H221V166H220ZM260 167H261V169H260ZM143 168H144V167H143ZM156 168H157V166H156ZM158 168H157V169H158ZM164 168H165V167H164ZM167 168H168V167H167ZM176 168H178V167H176ZM226 168H227V167H226ZM230 168H231V167H230ZM152 169H154V167H153ZM210 169H211V168H210ZM219 169H220V171H223V170H221V168H218V171H219ZM228 169H229V168H228ZM232 169H233V167H232ZM144 170H145V169H144ZM177 170H178V169H177ZM207 170H208V169H207ZM225 170H227V169H225ZM229 170H230V169H229ZM136 171H137V170H136ZM153 171H154V170H153ZM164 171H165V170H164ZM218 171H217V173H218ZM143 172H144V171H143ZM165 172H167V171H165ZM174 172H175V171H174ZM179 172H180V171H179ZM230 172H231V171H230ZM141 173H142V172H141ZM150 173H151V171H150ZM175 173H176V172H175ZM225 173H227V172H225ZM144 174H145V173H144ZM139 175H140V174H139ZM148 175H149V174H148ZM223 175H222V177H223ZM256 175H258V176H256ZM262 175H263V172H262ZM167 176H168V175H167ZM167 176H166V177H167ZM169 176H170V175H169ZM178 176H179V175H178ZM263 176H264V175H263ZM148 177H149V176H148ZM152 177H153V176H151V178H152ZM210 177H211V176H210ZM178 178H179V177H178ZM218 178H219V176H218ZM259 178H260V177H259ZM263 178H264V177H263ZM169 179H170V178H169ZM219 179H220V178H219ZM234 179H235V180H240L239 183L242 182V185H240V184L238 185V184L236 183L237 181H234ZM148 180H149V179H148ZM157 180H158V178H157ZM182 180H183V179H182ZM223 180H224V178H223ZM223 180L221 179L222 182H223ZM252 180H253V182H255L254 179H252ZM252 180L249 181V182L251 183ZM259 180H260V179H257V182H258ZM262 180H263V179H262ZM144 181H145V180H144ZM153 181H154V180H153ZM253 182H252V183H253ZM257 182H255L256 185H257ZM259 182H260V181H259ZM156 183H157V181H156ZM252 183H251V184H252ZM157 184H158V183H157ZM163 184H164V183H163ZM185 184H186V183H185ZM248 184H249V183H248ZM251 184H250V185H251ZM182 185H183V184H182ZM216 185H217V184H216ZM220 185H221V184H220ZM223 185H224V184H223ZM229 185H228V188H229ZM246 185H247V184H246ZM250 185H249V186H250ZM253 185H254V184H253ZM253 185H252V186H253ZM153 186H154V185H153ZM155 186H156V185H155ZM157 186H158V185H157ZM183 186H184V185H183ZM252 186H251V187H252ZM254 186H255V185H254ZM254 186L252 187V191H253ZM258 186L261 187V189L264 188V187H262V185L259 184V185H257V188H255L253 192H255L256 189H257V190H260ZM263 186H264V184H263ZM159 187H160V186H159ZM186 187H187V186H186ZM255 187H256V186H255ZM189 188H190V187H189ZM226 188H227V187H225V189H226ZM188 190H189V189H188ZM229 190H230V188H229ZM229 190H228V191H229ZM189 191H190V190H189ZM226 191H227V190H226ZM256 192H257V191H256ZM194 193H195V192H194ZM233 193H231V194H233ZM245 193H246V194H245ZM229 194H230V191H229ZM260 194H261V192H260ZM225 195H226V194H225ZM234 195L231 196V199L235 197ZM250 195H251V194H250ZM253 195H254V194H253ZM190 196H191V195H190ZM233 196H234V197H233ZM254 196H255V195H254ZM192 197H193V196H192ZM221 197H223V196H221ZM226 197H227V196H226ZM248 197H247V198H248ZM193 198H196V196L193 197ZM249 199H250V198H248V200L246 199V201L249 202ZM256 199H257V198H256ZM192 200H195V199H192ZM232 200H233V199H232ZM251 200H253V197L251 198ZM251 200H250V201H251ZM227 201H228V199H227ZM229 201H230V199H229ZM229 201H228V204H229ZM246 201H245V202H246ZM194 202H195V201H194ZM232 202H233V201H232ZM232 202L230 201V203H232ZM261 202H262V201H261ZM195 203L197 204V202H195ZM199 203L201 204L202 202H198V204H199ZM251 203H252V202H251ZM254 203H255V202H254ZM200 204H199V205H200ZM203 204H204V203H203ZM203 204H202V205H203ZM232 204L234 205V203H232ZM246 204H247V202L245 203V205H246ZM263 204H264V203H263ZM194 205H195V204H194ZM245 205H244V206H245ZM195 206H196V205H195ZM244 206H243V208H241V209H244ZM249 206H251V205H249ZM249 206H248V207H249ZM252 206H253V205H252ZM257 206H259V205H257ZM260 206H261V205H260ZM197 207H198V206H197ZM197 207H196V208H197ZM200 208H201V210L204 209V208H202V207L200 206V207L198 208V210H200ZM249 208H250V207H249ZM249 208H248V209H249ZM208 209H209V208H208ZM231 209H232V208H231ZM234 209H235V207H234ZM248 209H247V210H248ZM253 209H254V208H253ZM198 210H197V211H198ZM204 210H205V209H204ZM206 210H207V209H206ZM261 210H262V209H261ZM195 211H196V209L194 210V212H195ZM209 211H211V210H209ZM228 211H229V210H228ZM240 211H241V210H240ZM240 211H238V212L235 211V212H236V214H237V213H240ZM244 211H245V209H244ZM194 212H193V213H194ZM199 212H200V211H199ZM211 212H212V211H211ZM245 212H246V211H245ZM200 213H201V212H200ZM212 213H213V212H212ZM212 213H211V214H212ZM230 213H231V212H230ZM241 213H243V212L241 211ZM241 213H240V214H241ZM195 214H196V212H195ZM197 214H198V213H197ZM201 215H202V214H201ZM228 215H229V214H228ZM234 215H235V214H234ZM229 216H230V215H229ZM204 217H205V216H204ZM240 218H241V217H240ZM257 218H258V217H257ZM262 218H263V216H262ZM205 219H206V218H205ZM236 219H237V218H236ZM250 219H251V218H250ZM258 219H259V218H258ZM211 220H212V219H211ZM211 220H210V221H211ZM241 220H242V219H241ZM245 220H246V219H245ZM251 220H252V219H251ZM232 221H233V220H232ZM235 221H236V220H235ZM239 221H240V219H239ZM255 221H256V219H255ZM257 221H258V220H257ZM261 221H262V220H261ZM258 222H259V221H258ZM245 223H246V222H245ZM237 224H239V223H237ZM241 224H242V223H241ZM246 225H247V224H246ZM260 225H261V223H260ZM238 226H239V225H238ZM244 226H245V225H244ZM256 226H257V225H256ZM262 226H263V225H262ZM242 227H243V226H242ZM242 227H241V228H242ZM242 230H243V229H242ZM243 231H244V230H243ZM248 231H249V230H248ZM248 231H247V232H248ZM250 231H251V230H250ZM254 232H255V231H254ZM254 232H253V233H254ZM246 234H248V233H246ZM254 234H255V233H254ZM254 234H253L252 236H254ZM259 234H260V233H259ZM263 234H264V233H263ZM250 235H251V234H250ZM257 235H258V234H257ZM251 238H252V237H251ZM254 239H255V238H254ZM257 239H258V238H257ZM259 239H260V238H259ZM121 240H122V239L120 238V241H121ZM260 240H261V239H260ZM260 240H259V241H260ZM249 241H252V240H249ZM253 244H255V242H254ZM263 245H264V243H263ZM254 247H255V245H254ZM114 249H115V248H114ZM114 251H115V250H114ZM131 251H132V250H131ZM118 252H119V251H118ZM123 252H124V251H123ZM130 253H131V252H130ZM108 254L111 255V253H108ZM110 255H108L109 257L106 256V257L108 258V261H107L108 263H107V264H121V263H123V262H121L120 260L117 262L118 259L116 260V258L111 257ZM113 255H114V253H113ZM130 255H132V254H130ZM262 256H263V254H262ZM106 257H105V258H106ZM100 258H101V257H100ZM234 258H235V257H234ZM230 259H231V258H230ZM115 260H116V261H115ZM244 260H245V259H244ZM23 261H24V260H23ZM119 262H121V263H119ZM22 264H23V263H22ZM123 264H124V263H123ZM130 264H131V263H130ZM230 264H231V263H230ZM237 264H238V263H237Z\"/></svg>","mask_w":264,"mask_h":264}]
</instances>
